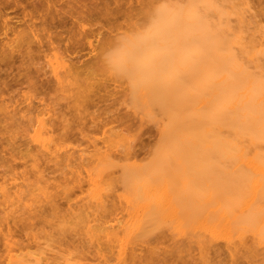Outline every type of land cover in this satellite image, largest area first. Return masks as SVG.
<instances>
[{"label":"bare ground","instance_id":"6f19581e","mask_svg":"<svg viewBox=\"0 0 264 264\" xmlns=\"http://www.w3.org/2000/svg\"><path fill=\"white\" fill-rule=\"evenodd\" d=\"M253 1L264 4L149 0L141 18L124 31H109L107 46L94 53L93 59L127 81L135 106L156 107L163 115L162 140L150 166L123 162L119 168V156L107 147L97 161L99 172L87 173L86 217L93 218L86 219L85 234L116 249L117 264H131L135 241L164 223L177 235L191 228L229 248L247 239L264 246V24L251 26ZM53 59L47 61L50 73L63 88L73 58ZM46 110L30 139L51 154L60 148L53 145L48 128L53 114ZM116 168L131 188L128 197L119 198L128 220L119 230L103 223L98 228L96 211L108 198L104 177ZM19 178L1 179L2 214L15 204L27 206ZM3 238L11 264H49L44 250L50 246L16 253L10 235ZM79 261L66 258L64 264H83Z\"/></svg>","mask_w":264,"mask_h":264},{"label":"rangeland","instance_id":"374dc122","mask_svg":"<svg viewBox=\"0 0 264 264\" xmlns=\"http://www.w3.org/2000/svg\"><path fill=\"white\" fill-rule=\"evenodd\" d=\"M148 1L0 0V182L21 177L16 182L27 203L0 212V264H11L4 234L22 254L50 246L44 250L49 264L66 258L117 264L116 249L85 234L86 211L91 214L87 173L98 171L107 147L119 156V168L125 162L150 166L162 140L163 115L156 107L135 106L127 81L93 55L107 46L109 31H124L141 18ZM252 3L251 26L264 24V4ZM54 55L73 58L63 88L48 67ZM42 110L53 114L48 128L60 148L51 154L30 139ZM121 170L104 177L108 198L96 211L98 228L103 223L119 230L128 220L119 198L131 188ZM188 229L177 235L169 223L161 224L135 241L131 264H264V246L250 239L229 248Z\"/></svg>","mask_w":264,"mask_h":264}]
</instances>
